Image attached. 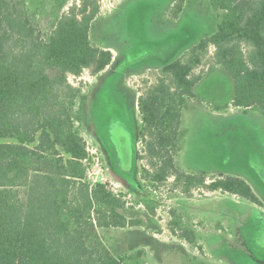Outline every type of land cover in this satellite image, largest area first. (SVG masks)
<instances>
[{"label": "trees", "instance_id": "16d2710c", "mask_svg": "<svg viewBox=\"0 0 264 264\" xmlns=\"http://www.w3.org/2000/svg\"><path fill=\"white\" fill-rule=\"evenodd\" d=\"M81 1L44 36L26 0H0V264H125L92 249L87 230L142 224L107 184L86 181L88 146L73 117L86 96L69 78L99 74L114 54L91 42L99 0ZM208 1L222 11L217 28L162 66L138 97L142 175L155 184L173 178L186 195L206 188L262 206L243 178L209 179L177 160L183 113L204 78L195 70L211 46L210 69H225L235 83L232 104L264 113V0Z\"/></svg>", "mask_w": 264, "mask_h": 264}, {"label": "rangeland", "instance_id": "374dc122", "mask_svg": "<svg viewBox=\"0 0 264 264\" xmlns=\"http://www.w3.org/2000/svg\"><path fill=\"white\" fill-rule=\"evenodd\" d=\"M32 21L46 36L58 16L81 0H26ZM90 37L110 49L104 71L70 76L86 100L73 111L86 140V181L107 184L126 202L124 213L141 225L88 229L87 243L125 264H264V113L232 104L235 83L223 68L210 69L214 47L195 74L196 98L183 113L177 160L188 172L246 180L263 205L223 191L186 195L174 179L143 177L139 95L160 68L212 33L222 11L208 0H99ZM183 5L178 13L177 5ZM141 252V255L138 254Z\"/></svg>", "mask_w": 264, "mask_h": 264}]
</instances>
